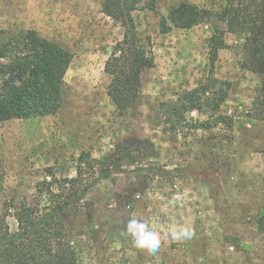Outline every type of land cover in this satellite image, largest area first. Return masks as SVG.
<instances>
[{
  "label": "rangeland",
  "instance_id": "1",
  "mask_svg": "<svg viewBox=\"0 0 264 264\" xmlns=\"http://www.w3.org/2000/svg\"><path fill=\"white\" fill-rule=\"evenodd\" d=\"M139 1L131 16L154 67L143 71L135 104L120 112L103 67L123 28L102 13V0H0V45L34 30L71 54L56 114L0 123V219L14 233L15 207L47 206L48 192L60 193L76 176L82 154L100 159L120 140L147 139L154 162L171 173L134 196L127 174L96 185L66 221L77 264H264V120L252 117L261 78L241 68L244 38L224 34L210 73L211 23L167 34L159 25L181 3L214 12L221 3ZM202 88L217 107L188 112L175 127L165 123L162 103ZM141 215L161 235L154 255L120 235L125 221ZM172 224L190 225L195 235L173 240Z\"/></svg>",
  "mask_w": 264,
  "mask_h": 264
},
{
  "label": "trees",
  "instance_id": "2",
  "mask_svg": "<svg viewBox=\"0 0 264 264\" xmlns=\"http://www.w3.org/2000/svg\"><path fill=\"white\" fill-rule=\"evenodd\" d=\"M218 1L221 3L219 12L190 3L173 7L168 16L161 19L160 33L211 23L210 73L218 51L225 47L224 34L243 36L241 68L261 78L252 117L264 120V0ZM139 2L102 0V13L123 28L122 40L115 45L103 67L110 76L107 96L120 112L135 104L143 71L154 67L149 41L146 46L140 39L131 16L138 10ZM0 60L3 61L0 63V123L56 114L62 104L64 76L71 62L68 51L40 37L34 30H27L0 45ZM205 94V88L194 89L181 93L174 102L162 103L160 109L165 123L175 127L188 112L201 111L214 104V108L217 107L216 101L204 98ZM223 99L224 94L220 92L217 105ZM155 157L154 144L139 138L120 140L100 159L82 154L76 176L64 182L60 193L48 192L47 206L21 204L15 207L17 230L14 233L9 232L5 218L0 219V264H77V252L66 226L70 213L75 212L96 185L115 175L131 176V194L142 193L151 178L171 173L155 163ZM258 223L264 234V217Z\"/></svg>",
  "mask_w": 264,
  "mask_h": 264
},
{
  "label": "clouds",
  "instance_id": "3",
  "mask_svg": "<svg viewBox=\"0 0 264 264\" xmlns=\"http://www.w3.org/2000/svg\"><path fill=\"white\" fill-rule=\"evenodd\" d=\"M120 235L130 238L135 247L146 249L150 255L156 254L161 247V235L154 226H150L148 218L133 216L124 222ZM167 235L173 240L191 239L195 233L190 225L172 224Z\"/></svg>",
  "mask_w": 264,
  "mask_h": 264
}]
</instances>
